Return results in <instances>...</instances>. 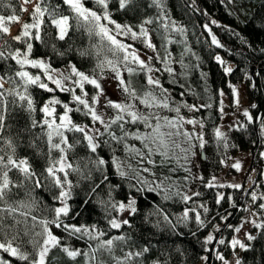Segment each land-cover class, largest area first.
Here are the masks:
<instances>
[{"label":"snow or ice","instance_id":"1","mask_svg":"<svg viewBox=\"0 0 264 264\" xmlns=\"http://www.w3.org/2000/svg\"><path fill=\"white\" fill-rule=\"evenodd\" d=\"M3 6L10 12L0 13V61L4 62L0 68V235L3 237L0 264H50L53 249L73 262L82 256L83 264H109L105 255L111 264H171L173 254L184 256L186 253L175 241L171 245L162 243L157 233L183 237L185 231L181 229L199 241L206 253L200 257L204 264H208L212 253L221 264H244L237 249L246 251L253 245L240 234L243 232L247 241L257 238L244 228L245 223L264 236V191L256 190L261 184L251 174L250 184L245 187L241 183L220 181L215 175L205 178L202 172H193L195 165L191 157L197 155L196 147L202 151L210 142L205 138L206 119L198 118L196 113L210 109L212 104L177 102L157 75L166 72L173 83L179 84L176 69L172 67V53L165 47L161 54L153 43L150 26L155 25L157 33L163 29L169 44L173 39L170 33L181 37L186 33L184 25L169 17L164 0H151L148 6H154L158 14L142 17H137L139 0H93L91 6L88 0H19L18 5L4 0ZM191 6L201 11L196 7V0H191ZM118 12L129 14L133 19L121 22L114 15ZM21 13H28L30 19L22 18ZM13 22L20 25L16 34H12L10 26ZM49 24L55 28L60 41L69 36L70 29H83L87 33L88 46L76 51L81 57L95 61L91 69L84 70L71 59L57 68L51 56L36 54L37 42L45 49L50 47L60 57L69 51L46 41L45 27ZM211 24L219 22L212 19ZM202 27L211 45L224 47L208 23ZM136 41L152 50L155 56L145 59ZM185 51H190L186 42ZM214 58L225 74L233 71L219 54ZM154 59L160 66L153 63ZM179 63L183 68L182 58ZM141 73L144 83L137 87L134 77ZM106 76L117 82L115 86L122 99L109 95ZM245 77L250 78L247 72ZM229 86L233 103L240 110L238 90L231 82ZM36 90L49 94L40 104L34 95ZM219 94L223 97L222 89ZM194 95L199 97L198 93ZM17 108L27 114V121L18 132L12 133L13 126L6 121ZM182 108H187L192 115H184ZM172 112L175 115L165 114ZM219 112L222 120L223 99L219 101ZM242 115L245 119L241 121L237 117L229 129L247 130L249 125L258 122L264 144V113L253 114L249 108H243ZM21 133L28 134V146L43 157L41 171L29 155L19 154L18 148L24 142ZM211 136L218 148L223 146L226 155L230 147L227 132L221 125L213 124ZM41 144L46 145V151ZM103 147L109 149L107 159L101 154ZM78 148H83V155ZM118 150L124 155H118ZM259 155L264 157V150ZM219 162L225 164V156ZM171 163L176 167L169 168V172L182 168L186 174L182 178L164 175L162 179H153L157 177L158 164L163 167ZM241 164L235 159L231 167L239 171ZM110 173L127 185L122 197L118 198L117 193L121 183H113ZM29 185L33 189L51 186L55 203L42 208L49 214H36L40 204L31 195ZM226 188L233 191L221 190ZM19 189L25 190L24 197H20ZM204 190L212 192L210 199L205 198ZM81 192L83 202L76 207L83 208L93 200L103 213L105 225L99 221L76 220L80 212L72 201ZM146 192L156 193L162 202H178L181 210L170 213L161 203L153 201L152 208L141 216L139 197ZM235 212L242 215L239 223L234 224L230 218ZM138 216L142 225H151L155 231L148 235L141 232L136 227ZM56 230H61L63 235H58ZM74 240L84 242L85 246L76 247L71 243ZM118 248L120 255L116 253ZM222 248L231 250L234 261L226 257ZM55 259L51 257L52 261Z\"/></svg>","mask_w":264,"mask_h":264},{"label":"trees","instance_id":"2","mask_svg":"<svg viewBox=\"0 0 264 264\" xmlns=\"http://www.w3.org/2000/svg\"><path fill=\"white\" fill-rule=\"evenodd\" d=\"M8 2L16 5L19 4V0H8ZM92 3L93 0H88L89 6H91ZM139 3L140 9L137 10V17L158 14V10L154 6H148L151 4V0H139ZM164 3L166 4L165 11L169 17L176 20L179 24L184 25L186 27V33L185 37H181L178 33H170L173 39L172 43L169 44L165 39L163 29L157 33L155 31V25L150 26L152 29L151 35L153 43L156 44L157 49L161 54L163 55L165 47L172 53L174 61L172 67L176 69V78L179 80V84L173 83L168 78L166 72L162 75H157H160L162 83L165 87L171 90V93L177 102L184 100L188 103L196 102L202 104L210 102L212 104L210 109H201L200 112L196 113L198 118L203 116L206 119L205 138L210 140V142L204 146L206 159L203 160L201 165L202 173L205 178H207L220 171L222 166L219 162L221 156L227 158L241 151H249L252 155H255L258 154L260 149L264 146V144L261 143L258 122L254 125H249L247 130L233 129L228 133L230 147L227 149L226 155L223 146L221 145L218 148L211 136L212 125H218L221 120L219 112V90H227L229 82L233 85L245 80L247 99L250 105L255 104L257 106L256 108H251V112L253 114L264 113V52L260 51L261 49H264V0H250L249 7L242 15L230 10L223 0H196V7L201 11H196L195 8L191 6V0H164ZM3 4L4 0H0V13L7 15L9 14L10 9L4 7ZM115 6L114 3L113 7ZM204 11L207 12V15L203 14ZM21 15L22 18L26 20L30 19L28 13H21ZM114 15L115 18L121 22L133 19L132 16L124 12H118ZM212 19L217 20L219 24H211ZM205 23L209 24L224 47L211 45L210 37L208 36L207 31L202 27ZM15 25H18V23L13 22L10 26L13 27ZM19 28L20 25L14 34L19 31ZM45 32L47 33L45 39L49 44L55 42L59 49L69 51L64 57H60L52 52L50 47L45 49L43 46L39 45V42H37V55L42 56L47 54L51 56L52 63L54 67L57 68L63 67L67 64V61L71 59L84 70L91 69L95 61L91 58L81 57L76 51L77 48L87 47L89 43L88 35L83 29L80 31L70 29L69 36L66 37L64 41L58 40L55 35V28L50 24L46 25ZM244 41H247V43ZM0 42H2V40H0ZM93 42H95V40H93ZM185 42L190 51H185ZM12 43L14 44L15 42ZM249 44L251 47H249ZM135 45L140 51L149 52L148 48L140 41H136ZM216 54H219L227 65H233V71L231 73L225 74L223 72V67L214 58ZM150 55L154 57L155 53L151 50ZM181 58L184 60L183 68L179 63ZM153 63L160 66L159 62L155 61V59L153 60ZM2 67H4V62L0 61V68ZM181 72H186L187 75H179ZM245 72L249 74L250 78L245 77ZM201 73H204L205 75L202 76ZM125 75H127V73H125ZM134 82L137 87L142 85L144 83L143 73L134 77ZM180 85H183V87ZM205 89H207V91H205ZM181 93H183V95H181ZM195 93H198L199 97L195 96ZM34 95L36 96L37 103L40 104L49 94L43 90H36ZM120 95L122 99L123 96L121 92ZM61 96L64 97L66 94H61ZM209 97H211L210 101ZM182 112L184 115H192L187 108H182ZM165 114L175 115L174 112ZM37 118H39V113H37ZM76 118L80 119L79 115H77ZM26 121L27 114L17 108L10 113L6 122L12 124L13 127L11 132L16 133L19 131L20 126L24 125ZM21 135L24 138V142L20 144L18 148L19 154L29 155L35 163L37 170L41 171L43 157L37 155L36 150L28 146V134L21 133ZM17 142L19 143V141ZM131 142L139 144L138 141ZM41 147L46 151V145L41 144ZM77 150L81 155L84 154L83 148H78ZM100 151L106 159L109 158L110 153L107 147H103ZM117 154L121 156L124 155L120 150H118ZM157 159H159V157H157ZM131 162L133 164L136 163L135 160H132ZM175 167V163L166 164L163 167L158 164L155 167L157 177L153 179H162L164 175L182 178L186 174L182 168L177 169L175 172H169V168ZM109 178L113 183H121V189H118L117 193L118 198L122 197L123 193L127 192V185L123 184L119 177H116L111 173ZM72 179H76V177L73 176ZM256 181L261 184V168L256 175ZM85 186L87 185L85 184ZM50 187L51 186L49 185L48 188L41 187L33 189L31 185L28 186L31 195L35 196L40 204V208L36 210V214H49L48 212L42 211L43 206L45 204L50 205L55 203L52 200V191L50 190ZM101 187L103 188L104 186L102 185ZM192 187L195 188V184H193ZM252 187H256V185L253 184ZM256 189L264 191V185L261 184V187ZM221 190L227 192L233 191L230 188ZM204 191H206L205 198L210 199L212 192L208 190ZM19 195L20 197H24L25 190L19 189ZM83 198L84 196L81 192V195L72 201L74 207L82 204ZM153 201L161 203L170 213L179 212L181 210V205L178 202H162L156 193L146 192L139 197L141 216L152 208ZM225 207H227V205H225ZM76 210L80 212V215L76 217L77 221L88 223L99 221L101 225H105L106 223L102 218L103 213L101 209L93 200H90L83 208L76 207ZM140 219L141 217L139 216L136 218V227L140 229L141 232L148 235L150 232L155 231L151 228V225H142ZM150 219H156V217H150ZM56 231L58 235H63L61 230ZM115 231L116 230H113V232ZM181 231H185L183 237H169L166 232L157 233V239L162 243L171 245L173 244V241H175L176 244L181 245L186 253L184 256L173 254L171 264H204L200 257L206 253L202 251L199 241L196 238L187 235L185 229H181ZM254 235L257 237L256 240L246 241L251 243L253 248L246 251L240 250L239 252V256L243 258L244 264H264V236H261L258 230H256ZM2 238V235H0V239ZM71 243L76 247L83 248L85 246L82 241L74 240L71 241ZM116 253L117 255L122 254L119 248L116 250ZM156 254L157 253L154 249L152 255L155 256ZM52 256L56 257L54 261L51 260ZM12 259L15 260V258ZM104 259L109 260V264H111L109 257L105 255ZM50 264H83V257H77L76 261L73 262L58 249H53L50 253Z\"/></svg>","mask_w":264,"mask_h":264},{"label":"rangeland","instance_id":"3","mask_svg":"<svg viewBox=\"0 0 264 264\" xmlns=\"http://www.w3.org/2000/svg\"><path fill=\"white\" fill-rule=\"evenodd\" d=\"M223 2L226 4V6L234 11L237 14H244V11L249 7L250 0H223ZM29 7H31L29 5ZM18 25H15L11 27L12 34H14L18 28ZM149 52H141V55L147 59L150 55V49H148ZM228 66H233L231 64H228ZM66 70V69H65ZM106 84L105 87L108 90V93L111 97L115 99H121L120 90L116 88V81L112 80L110 76L105 77ZM236 86L238 90V98L240 102V110L237 109V106L233 103V95L232 90L230 86H228L227 90L223 89L224 95L223 97L220 96V100L223 99V106H224V116L223 119L219 121L218 125L222 126V130L226 131L227 134L232 131L233 129H229V125L234 123L237 117L241 121H243L245 118L242 115V109L243 108H249L251 111V105L247 99V87H246V81L242 80L241 82H238L236 84H233ZM187 128H191V125H185ZM264 150V146L260 151ZM197 155L195 157H191L193 165V172L198 173L202 172L201 165L204 159H206V151L201 149L197 146L195 149ZM258 154L252 155L249 151H241L238 152L230 157L225 158L226 163L222 164L221 169L218 173L215 174L216 177L219 178L220 181H227V182H235V183H241L245 187H248L250 184V181L248 180V176L251 174L255 179L257 173H259V169L261 168V184L264 185V157H261ZM203 156V157H202ZM235 159H239L241 164V169L239 171L235 170L231 167V164L235 162ZM255 170V171H253ZM231 189V188H230ZM257 191H261L256 189ZM242 215L241 212H235L234 215L230 218V222L232 223H239V218ZM244 228L248 231H251L254 235L257 229H255L250 223H245ZM241 238L245 239L247 241L246 237L243 236V232H241ZM224 251L226 257H228L230 260L235 259V255L231 252L230 249L222 248ZM240 249H237V253L239 254ZM208 264H221L219 260L216 259L214 253L209 255V262Z\"/></svg>","mask_w":264,"mask_h":264}]
</instances>
